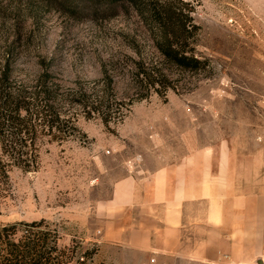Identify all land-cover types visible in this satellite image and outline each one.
Returning <instances> with one entry per match:
<instances>
[{
	"label": "rangeland",
	"instance_id": "obj_1",
	"mask_svg": "<svg viewBox=\"0 0 264 264\" xmlns=\"http://www.w3.org/2000/svg\"><path fill=\"white\" fill-rule=\"evenodd\" d=\"M167 6L197 27L183 46L203 67L160 54L150 14ZM37 83L77 129L36 126L37 169L0 178V226L35 224L60 264L129 262L99 240L114 181L135 169L207 160L231 194L264 195V0H0V86Z\"/></svg>",
	"mask_w": 264,
	"mask_h": 264
},
{
	"label": "crops",
	"instance_id": "obj_2",
	"mask_svg": "<svg viewBox=\"0 0 264 264\" xmlns=\"http://www.w3.org/2000/svg\"><path fill=\"white\" fill-rule=\"evenodd\" d=\"M206 161L165 160L114 181L100 252L123 253L126 264H152L147 254L154 264L260 263L264 195L231 194Z\"/></svg>",
	"mask_w": 264,
	"mask_h": 264
},
{
	"label": "trees",
	"instance_id": "obj_3",
	"mask_svg": "<svg viewBox=\"0 0 264 264\" xmlns=\"http://www.w3.org/2000/svg\"><path fill=\"white\" fill-rule=\"evenodd\" d=\"M150 16L163 39L159 51L164 60L190 70L204 66L205 62L195 57L193 50L184 48L187 33L196 31L197 27L186 21L181 9L167 6L162 11L152 10ZM140 75V80L147 77L146 73ZM34 88L37 90L26 92L22 87L0 86V178L4 182L8 178L7 167L16 166L23 171L37 169L38 154L31 138L37 125L43 126L54 140L59 138L52 133H59L62 123H70L71 128L77 129L72 121L57 112L44 84L37 83ZM102 121L106 123L107 119ZM24 224L27 228L22 230H18L16 223L0 226V264L62 263L59 258L62 251L56 248L55 242L47 246L46 233L31 231L33 223Z\"/></svg>",
	"mask_w": 264,
	"mask_h": 264
},
{
	"label": "built area",
	"instance_id": "obj_4",
	"mask_svg": "<svg viewBox=\"0 0 264 264\" xmlns=\"http://www.w3.org/2000/svg\"><path fill=\"white\" fill-rule=\"evenodd\" d=\"M262 254H263V256H264V236H263V245H262ZM150 262H154V259H151V261ZM261 262H262V264H263V262H264V259L263 260H261Z\"/></svg>",
	"mask_w": 264,
	"mask_h": 264
},
{
	"label": "bare ground",
	"instance_id": "obj_5",
	"mask_svg": "<svg viewBox=\"0 0 264 264\" xmlns=\"http://www.w3.org/2000/svg\"><path fill=\"white\" fill-rule=\"evenodd\" d=\"M152 263V262H151Z\"/></svg>",
	"mask_w": 264,
	"mask_h": 264
}]
</instances>
